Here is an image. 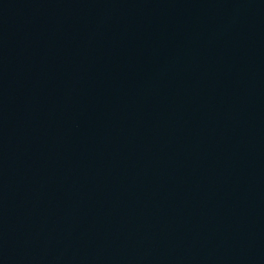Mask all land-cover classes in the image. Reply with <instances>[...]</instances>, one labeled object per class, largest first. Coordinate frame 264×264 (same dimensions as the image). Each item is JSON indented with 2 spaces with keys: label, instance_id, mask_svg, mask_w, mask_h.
Segmentation results:
<instances>
[{
  "label": "water",
  "instance_id": "1",
  "mask_svg": "<svg viewBox=\"0 0 264 264\" xmlns=\"http://www.w3.org/2000/svg\"><path fill=\"white\" fill-rule=\"evenodd\" d=\"M0 264H264V0H0Z\"/></svg>",
  "mask_w": 264,
  "mask_h": 264
}]
</instances>
